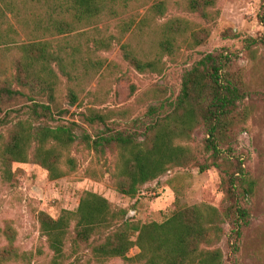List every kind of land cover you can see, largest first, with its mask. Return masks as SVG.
<instances>
[{"label": "trees", "instance_id": "obj_1", "mask_svg": "<svg viewBox=\"0 0 264 264\" xmlns=\"http://www.w3.org/2000/svg\"><path fill=\"white\" fill-rule=\"evenodd\" d=\"M136 1L0 0V48L16 55L13 73L0 81V129L5 130L0 134V171L9 180L13 164L31 163L56 181L77 171L76 152L87 153L85 177L99 181L107 175L117 193L134 199L143 186L173 169H215L224 196L221 209L176 201L163 221L140 223L104 197L83 192L74 211L61 210L55 218L39 212L37 222L52 254L50 264H62L81 247L89 250L88 263L94 264L113 259L127 264H223L222 252L214 246L224 225L233 226L235 239L240 238L248 217L241 202L252 197L256 185L235 149L251 114L244 103L249 92L237 53L202 55L182 73L174 100L156 101L144 121L133 120L128 128L115 126L113 111L87 109L77 114V121L63 118L68 109L61 101L77 104L82 85L105 65L98 54L113 45H119L123 60L138 74H161L163 58L179 50L177 38L190 49L205 42L208 30L185 34L187 22L172 18L160 26L154 52L140 56L129 37L147 27L148 20L163 18L166 8L157 0L138 20L131 7ZM217 1L189 0L188 8L212 23L219 16ZM257 19L263 30L244 41L247 49L264 48V0ZM109 23L114 34L104 29ZM200 127L205 138L197 151L191 136ZM2 233L0 264L26 261L12 229L6 226ZM133 248L138 253L128 257Z\"/></svg>", "mask_w": 264, "mask_h": 264}, {"label": "rangeland", "instance_id": "obj_2", "mask_svg": "<svg viewBox=\"0 0 264 264\" xmlns=\"http://www.w3.org/2000/svg\"><path fill=\"white\" fill-rule=\"evenodd\" d=\"M155 1L137 0L131 6L138 13V20ZM158 1L165 4L164 17L148 20L147 27L134 30L129 37L140 56H148L150 49L154 52L160 39V26L172 18L187 22L185 34L190 30H208L205 42L190 49L177 38L174 44L179 46V50L174 56L163 58L165 66L161 74H138L123 60L119 45H113L109 51L98 54L105 60V65L99 74L82 85L84 90L79 93L77 104L71 107L66 101H61V106L68 109L63 118L77 121V114L87 109L104 113L113 111L116 114L111 117L115 126L128 128L133 120L144 121L148 106L156 101L174 100L179 92L182 73L202 55L220 50L237 53V62L244 69L249 92L244 103L251 114L246 131L238 137L235 149L245 173L256 185L252 197L241 202L248 217L240 238L235 239L233 226L224 225L223 235L214 248L221 250L223 264H264V48L244 47L247 38H257L262 33L257 19L260 0H218L216 9L219 16L212 23L191 12L189 0ZM6 16L13 24L11 15ZM113 27L112 23L104 25L111 34L116 32ZM15 57L14 52L0 48V81L13 73ZM60 94L64 96L63 84ZM81 126L93 132L85 125ZM4 133L5 130L0 129V134ZM191 137V145L200 151L205 138L203 129H196ZM74 156L80 162L77 171L56 181H49L46 172L31 163L13 164L9 180L0 171V246L5 244L2 231L8 226L14 232L19 252L27 254L26 261L10 264H50L52 254L39 234L37 214L45 212L55 218L61 210L74 211L83 192L104 197L114 206L126 209L128 218L140 223L163 221L173 211L176 201L186 206L204 203L218 209L225 207L219 172L215 169L203 173L195 166L173 169L143 186L138 195L130 199L114 190L107 175L99 181L85 177L84 168L90 159L87 153L76 152ZM137 253L138 250L133 248L128 257ZM89 257V250L81 247L76 255L62 264H94L88 263ZM105 264L127 263L113 259Z\"/></svg>", "mask_w": 264, "mask_h": 264}]
</instances>
